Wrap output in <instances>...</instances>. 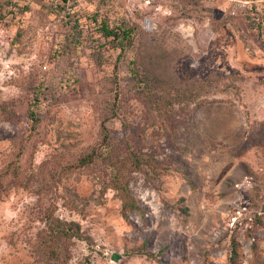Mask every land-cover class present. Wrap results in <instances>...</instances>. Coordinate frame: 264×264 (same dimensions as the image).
<instances>
[{
  "label": "rangeland",
  "instance_id": "1",
  "mask_svg": "<svg viewBox=\"0 0 264 264\" xmlns=\"http://www.w3.org/2000/svg\"><path fill=\"white\" fill-rule=\"evenodd\" d=\"M164 10L0 0V264H264V42Z\"/></svg>",
  "mask_w": 264,
  "mask_h": 264
},
{
  "label": "built area",
  "instance_id": "2",
  "mask_svg": "<svg viewBox=\"0 0 264 264\" xmlns=\"http://www.w3.org/2000/svg\"><path fill=\"white\" fill-rule=\"evenodd\" d=\"M52 2L54 7L62 5L66 12H72L73 8L84 0H42ZM124 3L127 19L136 22L141 30L151 32L156 28L155 20L159 14L165 13V6L171 0H121ZM235 12L244 13L250 20L255 32L264 42V0H227ZM164 10V11H162Z\"/></svg>",
  "mask_w": 264,
  "mask_h": 264
},
{
  "label": "trees",
  "instance_id": "3",
  "mask_svg": "<svg viewBox=\"0 0 264 264\" xmlns=\"http://www.w3.org/2000/svg\"><path fill=\"white\" fill-rule=\"evenodd\" d=\"M61 1L64 2L65 0H61ZM57 7L64 8L62 5H59ZM100 27H102L104 35H106L107 37H112V39L118 38L120 35L122 37H125L131 31L129 27H123L121 25L107 26L103 22H101ZM243 210H245V208H243Z\"/></svg>",
  "mask_w": 264,
  "mask_h": 264
},
{
  "label": "water",
  "instance_id": "4",
  "mask_svg": "<svg viewBox=\"0 0 264 264\" xmlns=\"http://www.w3.org/2000/svg\"><path fill=\"white\" fill-rule=\"evenodd\" d=\"M112 260H114V261L116 260V256H115V255H114V256H112Z\"/></svg>",
  "mask_w": 264,
  "mask_h": 264
}]
</instances>
